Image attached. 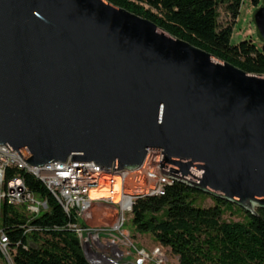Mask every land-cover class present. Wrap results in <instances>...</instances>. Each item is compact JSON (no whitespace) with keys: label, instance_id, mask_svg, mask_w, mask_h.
Here are the masks:
<instances>
[{"label":"water","instance_id":"obj_1","mask_svg":"<svg viewBox=\"0 0 264 264\" xmlns=\"http://www.w3.org/2000/svg\"><path fill=\"white\" fill-rule=\"evenodd\" d=\"M252 20L264 43V0ZM0 145L111 171L158 153L162 176L258 218L264 75L102 0H0Z\"/></svg>","mask_w":264,"mask_h":264},{"label":"trees","instance_id":"obj_2","mask_svg":"<svg viewBox=\"0 0 264 264\" xmlns=\"http://www.w3.org/2000/svg\"><path fill=\"white\" fill-rule=\"evenodd\" d=\"M103 1L153 22L169 37L194 50L247 74L264 75L263 41L259 47L249 41L231 44L232 24L218 23L219 8L233 23L241 0ZM250 1L257 5V0ZM13 173L16 170H7V175ZM17 173L26 189L45 201L47 209L29 220L18 209L0 205V222L10 243L12 264H89L77 238L65 227L72 222L71 216L62 212L38 180L25 172ZM197 193L209 196L212 205L195 206ZM224 202L227 201L173 181L162 196L136 199L129 223L134 233L149 235L157 246L176 258L177 264H264V208L254 209L258 218L240 208L245 215L243 221H224ZM21 226L31 230L23 233Z\"/></svg>","mask_w":264,"mask_h":264},{"label":"built area","instance_id":"obj_3","mask_svg":"<svg viewBox=\"0 0 264 264\" xmlns=\"http://www.w3.org/2000/svg\"><path fill=\"white\" fill-rule=\"evenodd\" d=\"M148 153L142 164L131 170L111 171L113 163L106 169L93 162H70L69 159L63 163L50 162L34 167L23 162L15 150L10 152L7 147L0 145V205L4 203L18 209L29 220L46 211L45 201L30 193L17 173L25 172L44 186L66 216H71L72 222H68L65 227L77 238L89 264H164L162 247L156 246L150 251L137 248L123 229L125 215L130 216L136 199L162 196L165 187L175 181L161 175L159 154L152 164L148 160ZM10 169L16 170V173L7 175ZM114 184L117 186L116 201H112L109 196H90L91 192L103 186L110 192ZM93 202L113 206V221L110 225H80V220ZM21 228L24 229L23 233L31 230L24 226ZM127 255L131 256V260L121 263ZM10 256V243L0 222V259L12 264Z\"/></svg>","mask_w":264,"mask_h":264},{"label":"rangeland","instance_id":"obj_4","mask_svg":"<svg viewBox=\"0 0 264 264\" xmlns=\"http://www.w3.org/2000/svg\"><path fill=\"white\" fill-rule=\"evenodd\" d=\"M262 2V0H257V5L254 6L250 0H241L238 14L233 23H231L224 10L219 8L218 23L222 26L232 24L230 34L231 44H236L240 41H249L256 47L260 46L261 39L258 36L253 24L252 16L256 8H258ZM157 157L158 153H148V160L152 162V164ZM212 203V199L209 196H206L202 193H197L194 195L193 204L195 206L207 207L211 206ZM111 207L113 206L93 202L90 209L84 214L82 220H80V225L83 227H101L110 225L113 221V212ZM221 208L223 210L222 220L224 221H243L245 219L243 211L229 202H224ZM125 219L126 221L123 224V229L130 236L135 247L150 251L152 248L157 246L149 235L137 234L132 231L128 215H125ZM162 259L164 264H177L175 258L164 249L162 251ZM130 260L131 256L127 255L122 258L121 263L128 262ZM0 264H6V262L3 259H0Z\"/></svg>","mask_w":264,"mask_h":264},{"label":"bare ground","instance_id":"obj_5","mask_svg":"<svg viewBox=\"0 0 264 264\" xmlns=\"http://www.w3.org/2000/svg\"><path fill=\"white\" fill-rule=\"evenodd\" d=\"M110 189H107L106 186L100 187L98 190H96L95 192H91L90 196L91 197H96V196H109L111 197L112 201H116L117 199V195H116V190H117V186L116 184H114L112 186V191L109 192Z\"/></svg>","mask_w":264,"mask_h":264},{"label":"crops","instance_id":"obj_6","mask_svg":"<svg viewBox=\"0 0 264 264\" xmlns=\"http://www.w3.org/2000/svg\"><path fill=\"white\" fill-rule=\"evenodd\" d=\"M175 258V257H174ZM175 260H176V258H175Z\"/></svg>","mask_w":264,"mask_h":264}]
</instances>
